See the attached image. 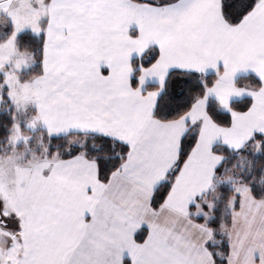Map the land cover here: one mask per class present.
I'll list each match as a JSON object with an SVG mask.
<instances>
[{"label":"snow or ice","instance_id":"1","mask_svg":"<svg viewBox=\"0 0 264 264\" xmlns=\"http://www.w3.org/2000/svg\"><path fill=\"white\" fill-rule=\"evenodd\" d=\"M0 264H264V0H0Z\"/></svg>","mask_w":264,"mask_h":264}]
</instances>
